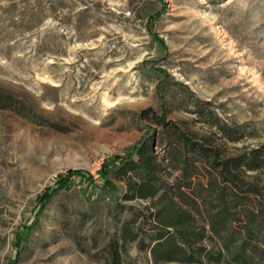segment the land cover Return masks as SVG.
I'll return each instance as SVG.
<instances>
[{
	"label": "rangeland",
	"instance_id": "obj_1",
	"mask_svg": "<svg viewBox=\"0 0 264 264\" xmlns=\"http://www.w3.org/2000/svg\"><path fill=\"white\" fill-rule=\"evenodd\" d=\"M0 91V264H104L115 204H144L112 173L160 130L143 110L197 137L219 118L225 152L264 144V0H0Z\"/></svg>",
	"mask_w": 264,
	"mask_h": 264
},
{
	"label": "trees",
	"instance_id": "obj_2",
	"mask_svg": "<svg viewBox=\"0 0 264 264\" xmlns=\"http://www.w3.org/2000/svg\"><path fill=\"white\" fill-rule=\"evenodd\" d=\"M12 105V95L0 91V107ZM141 117L160 130L117 156L112 173L124 201L144 204H115L118 237L94 255L104 264H134L126 259L135 243L151 264H264V144L225 152L211 135L235 141L239 131L217 117L203 137L151 108ZM124 211L129 216L119 218Z\"/></svg>",
	"mask_w": 264,
	"mask_h": 264
}]
</instances>
